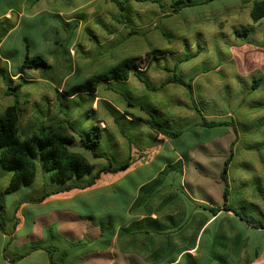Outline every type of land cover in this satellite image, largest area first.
Returning a JSON list of instances; mask_svg holds the SVG:
<instances>
[{"label":"rangeland","instance_id":"1","mask_svg":"<svg viewBox=\"0 0 264 264\" xmlns=\"http://www.w3.org/2000/svg\"><path fill=\"white\" fill-rule=\"evenodd\" d=\"M253 2L254 0L248 3L244 0H194L193 5L183 8L177 16H173L171 0H161L160 4L130 0L128 4L132 12H126L123 20L129 24L132 19L133 21L141 19L140 14L136 11L139 7L146 19L144 20V27L139 30L142 38L137 39L131 30L122 28L120 31L118 27L120 32L116 42L111 45L108 29L110 26L113 27L114 22L117 21L115 16L118 15L119 19L122 16L116 3L110 0H0V39L3 40L0 55L4 58L2 65L8 68V74L13 79L12 84L22 83L19 90V100L23 102L22 105L25 109L22 111L21 126L23 129L28 126L31 111L35 110L33 106L35 101L43 100L46 96L54 97L56 95L53 91H49V87H46L42 79L35 82L40 77L39 75L41 77L54 76L53 78L60 81L68 72L69 66H76L75 74L68 79L63 77L62 82L65 85H63L62 90H65L67 85L80 82L91 74L105 71L116 65L120 60L129 56L131 52L137 53L138 48H146L148 51L166 49L169 52L161 55L160 59L154 60L153 63L143 62V60L140 62L141 68L149 69L146 76L149 82L158 85L163 79L170 76L171 73L164 69L165 65L175 69L176 73L185 80L194 79L197 108L207 119L208 116L218 114L217 112L226 114L230 111L232 117H217L215 120L229 122H232V119L236 122L240 120L242 131L245 134L242 146L249 144L250 141L253 143L263 141L264 133H259L264 130V121H258L255 117L249 118L252 113L264 112V18L258 22L252 20L250 10ZM5 11H10L13 18H5L3 15ZM21 12L22 15H20ZM71 14L80 16L81 22L84 16L90 15L86 18L89 22L88 26L80 31L82 41L78 44L77 39H74L76 30L74 23L70 26L64 23V17L67 18ZM158 14H163V16L158 17ZM9 28V33L5 37L2 36ZM244 28L249 29L247 35H236V29ZM90 29L95 32L94 37L89 35L93 38L92 40L86 35ZM69 36L70 38H68ZM66 38L68 39L66 40ZM60 39L64 41L57 44V40ZM132 39L135 41H131ZM88 40H91L92 52H82L81 46L82 44L86 45ZM98 43H101L102 46H99ZM50 46L57 48L58 55L68 53L70 47L74 46L77 55H73L71 60L58 61L56 58L52 61L49 53ZM99 49L102 50V53L92 54ZM27 51L31 56L37 53L43 55L52 62V67L39 70H21V64ZM189 55L190 57H187ZM61 62H64V69L61 67L63 66ZM18 71H20L21 78L14 76ZM255 79H259V85L256 88L254 87ZM131 85L132 82H129L128 87L131 88ZM133 85L138 86V83L133 81ZM117 87L121 92H127L126 84H119ZM7 88V81L0 75V111L16 100L15 95L6 94ZM172 89L188 92L186 87L173 84L158 91H152L145 87L144 91L138 93V97L134 91L130 93L135 98H142V104L145 107L157 109L159 114L163 112L161 117L169 122L170 127L179 128L183 117H179L175 111L173 102L175 93L171 91ZM100 94L113 100L118 99L116 94L114 95L104 89H100ZM239 101L252 104H248L249 107H247ZM154 103L155 105H153ZM128 109L134 112L140 111L132 107H128ZM192 126L193 124L186 126L185 131L188 132L189 137L195 135ZM251 127L254 130H250ZM203 133L205 134V132ZM144 138L147 139L146 143H150L147 136ZM110 143L111 141L106 135L102 147L113 152L111 150L116 147H109ZM176 145H179V142H176ZM168 153L169 148H166L156 158L155 164L141 166L139 170L131 172L128 176H123L114 185L98 188L92 193L81 194L70 203V206L89 214L97 212L92 215L97 218L101 217V221L107 225L115 222V219L120 223V215H125L127 202L132 199L131 195L136 191V183L138 184L139 181H143L153 174L158 168L157 165L163 163L164 157L168 156ZM113 154L115 156V153ZM249 173L250 176L254 175L253 172L249 171ZM10 175L11 171L4 168L0 163V199L3 198L6 203L5 223L7 227L13 225L11 215L15 207L25 195L36 192L34 188L37 186V181L45 178L46 173L39 167L38 180L33 186H23L16 192L2 195V188ZM162 177L167 179L164 173ZM153 184L156 185L157 183ZM176 186L180 189L179 184ZM255 188L259 191L258 187ZM255 188H253L254 191H256ZM181 192L184 196V191L181 190ZM218 195L219 201L223 204L222 193ZM241 199L238 194L236 198H230V201L231 204H236L238 208L245 210L249 215L263 217L261 209H257L256 205L244 204ZM44 210L46 209L29 204L24 212L30 218L32 211L41 212ZM113 214L116 215L115 219L110 220L108 216ZM232 223L237 229L242 227L244 238L251 235L256 240V245L260 243L259 248L264 250V235L245 231L243 221L240 219L233 220ZM224 224L222 218L208 228L200 243L197 262L185 256L179 260V264H226L222 258L226 259L227 257V262H229L227 264H235L233 253L217 252L221 247H224L222 243L226 239L225 234L231 230L229 226ZM7 241L9 240L4 237L0 230L1 251ZM20 264L46 263L44 258H37L34 254Z\"/></svg>","mask_w":264,"mask_h":264},{"label":"crops","instance_id":"2","mask_svg":"<svg viewBox=\"0 0 264 264\" xmlns=\"http://www.w3.org/2000/svg\"><path fill=\"white\" fill-rule=\"evenodd\" d=\"M136 11L141 14V19L134 21L138 32H131L135 34V38L141 39L142 35H140L141 31L139 30L144 27V20L146 19L139 7H137ZM178 13H174L173 16H177ZM22 14L21 12L20 15ZM3 15L5 18H13L10 11H5ZM160 16H163V14H158V17ZM87 17H90V15L84 16L82 22L80 16H73L71 14L67 18L64 17V23L67 26L74 23V29L76 28L74 39H77V44L82 41L80 31L89 24L86 19ZM115 17L117 18V16ZM118 27L120 31L122 28L131 30L125 24L119 23L118 20L114 22L113 27L110 26L108 29L111 40L109 43L111 45L116 42V38L120 32ZM86 35L92 40L95 32L90 29V32L87 31ZM89 35H92V37ZM91 40H88L86 45L82 44V52H92ZM57 41L58 44L64 40L60 39ZM131 41L135 40L132 39ZM2 43L3 40L0 41V47ZM98 44L102 46L100 45L101 43ZM73 47H70L68 53L58 55L57 53L59 51H57V48L50 46L49 53L51 60L53 61L56 58L58 61L73 59V55H77V50ZM147 51L146 48H138L137 53L131 52L129 55L145 56ZM95 53L100 54L102 50H95L92 54ZM1 58L4 60L3 57ZM48 63L52 67L53 64L50 60H48ZM61 63V65L64 64V62ZM61 67L64 69V65ZM68 69V72L63 76L67 79L77 71L76 66H69ZM141 70L146 77L149 69L141 68ZM14 76L19 78L21 76L20 71L16 72ZM39 76L35 82H39L42 79L46 87H49V91H53L56 95L54 97L46 96L43 100L35 101L33 105L35 110L31 111V118L27 125L39 119H43L47 123L64 119L65 115L61 111L64 110L72 114L73 120L81 121L86 126H89L94 121L84 117L85 110L94 108L101 112L103 110V102H110L121 114L117 118L102 114L104 117L101 120V125L105 129L104 138L107 135L111 141L109 147H116L111 150L113 152L108 151L112 156L115 153L114 157L118 161L131 159L132 164L123 171L102 174L94 185L86 189L64 191L52 195L42 202L28 201L27 199L36 197L43 192L47 184L46 182L49 181L48 174L46 173L45 178L37 181V186L34 188L36 192L25 195L15 207L11 218L13 224L16 223V229L10 226L7 227V231L9 233L11 232L10 234L2 232L4 237L9 241L3 246L2 251L0 250V264H20L34 254H36L37 258H44L45 263L49 264L48 255L43 250L34 251L24 259L16 261L15 263H11L3 257L4 254L21 253L30 244L40 241L45 237L47 238V228L49 227H52L57 233L59 237L57 241L62 247L70 246L72 243H78V246H70L71 250L67 264H166L164 262H168L167 260L160 262V257L165 252H173L168 257L173 260L168 264L178 262L185 253H190L189 258L197 262L198 252L201 246L200 243L204 234L215 221L222 218L223 222H225L224 225L229 226L231 230L225 234L226 239L222 243L224 247H221V251L219 250L217 252L233 253L235 256L233 262L235 264H264V250L259 248L260 243L256 245V240L251 235L244 238L242 227L240 229L235 228L232 221L240 219L243 221L245 231H250L252 234L255 232L264 235V229L250 226L232 210L222 208L217 214H214L208 208L222 205L218 195L222 193L223 197L225 191L222 169L232 148L233 157L230 161L228 171V202L231 204L230 198H236L239 194L244 204L256 205L257 209H261L263 216L261 219H264V140L257 143L250 141L249 144L242 146L245 134L242 131V122L240 120L237 122L234 119H232V122L219 120L223 123L217 127H207L203 123L204 119L207 121H217L215 120L217 117H232L233 115L230 111L226 112V114L217 112L218 114L208 116L207 119L197 108L196 95V105H194L189 92L172 89L171 91L175 93L173 98L175 111L179 117L182 116L183 118H181V126L179 128H173L181 130L182 134L178 137L169 138L162 133H156L147 123L139 119L148 117L147 113L140 107H132L140 110L139 112H134L128 109L131 106H127L126 102L121 101L119 95L116 93L110 91L114 95H117L118 99L116 100L100 94V89H104L103 86L99 89L98 95L93 97V100H91L92 97L89 95H83L82 98L80 95H74L70 97L65 96V99L62 97L63 99L60 101L59 95L61 93L63 94L69 87L67 85L66 89L62 90L64 88L63 85H65L62 82L63 77L60 81H57L56 78H53L54 76H43L46 78L41 77V75ZM133 81H136L138 86H134ZM129 82H132L131 88L128 87ZM173 84L176 83H169L165 87L167 88ZM126 85L127 92L134 91L137 97L139 95L138 93L144 91L146 87L134 74L130 75ZM137 97L135 98V96L131 95L135 103L142 104V98ZM239 102L241 104L244 103L247 107H249L248 104H252L246 101ZM19 104L22 120V111L25 107L22 105L23 102L19 101ZM161 114L163 112L159 115ZM251 117H255L258 121L263 122L264 112L260 114L252 113L249 118ZM165 122L169 125L168 121ZM191 124H193L192 129L195 130V135L189 137L188 132L185 130L187 129L186 126ZM122 129H124V133ZM250 130L254 129L251 127ZM262 133H264V130L262 132L260 131L259 134ZM144 136L148 137L150 143L145 142L147 139ZM176 142H179V145H176ZM166 148H169V153L168 156L164 157L163 163L157 165V170L149 175L148 178L139 181L138 184L136 183V191L131 195L132 199L127 202L125 215H120V223L116 221L115 214L108 216L110 220L115 219V222L107 225L101 221V217L97 218L95 215H92L97 212L89 214L70 206V203L81 194L92 193L98 188H106L114 185L123 176H128L131 172L139 170L141 166L145 167L150 164H155L156 158ZM167 171H170V173L173 172L166 174L167 179L165 177L163 179L162 174L167 173ZM249 171L253 172L254 175L250 176ZM172 174H174L176 181H179L180 189H183L185 192L184 196L177 186H171L167 182ZM36 180H38V177ZM8 181L2 188V195L6 193L5 187ZM153 183L158 184L155 185ZM255 187H258L259 191ZM84 203L86 204V202ZM29 204H34L38 208L42 207V209L46 210L41 212L32 211V215L29 218L24 212L26 206ZM231 205L238 208L234 203ZM28 223L29 225L27 226ZM138 223H142L143 227L149 230L153 229L152 235L156 236V241L153 240L154 242H152L148 234H142L141 243L135 244L133 238L127 235L126 244H122L121 247V240L119 243L120 229L123 227L130 229ZM112 225L115 226L113 229ZM155 253H158L157 258L155 257Z\"/></svg>","mask_w":264,"mask_h":264},{"label":"trees","instance_id":"3","mask_svg":"<svg viewBox=\"0 0 264 264\" xmlns=\"http://www.w3.org/2000/svg\"><path fill=\"white\" fill-rule=\"evenodd\" d=\"M110 1L116 3L120 10L122 18L119 19L120 17L117 15L118 22L125 24L127 27L131 28L132 32L137 33L138 28L134 24L135 20L133 21L132 19L129 24L127 21L123 20L126 12H132L128 4L130 0ZM133 1L140 3H161V0ZM250 1L251 0H244L246 3ZM193 4L194 0H171V13H178L183 8ZM250 16L254 22H258L264 18V0H254L250 10ZM8 31L9 29L2 36H5ZM248 32V28L235 30V33L238 36L247 35ZM168 52L169 51L166 49H153L147 51L144 58L138 55H129L109 69L91 74L84 78V80L71 84L63 94L61 93L59 95V100L62 101V97L65 99V96L70 97L74 95H80L81 98L83 95H89L92 97L91 100H93V97L98 95L99 89L103 86L105 90L112 91L119 95L120 100L126 102L127 106H138L144 110L148 117L145 119H139L147 123L156 133H162L169 138L178 137L182 134V131L171 128L162 119L157 110L149 109L141 103H135L131 98L130 92H121L117 87L119 84L125 85L131 74H134L149 90L152 91L161 90L169 83H176L187 88L194 105H196L193 79H190L189 81L185 80L182 76L176 73L175 69L166 65L164 66V69L171 74L159 85L149 82L143 74L140 65L142 60L143 62L149 61V63H153L154 60L160 59L161 55ZM187 57H190V55ZM50 67L51 65L43 55L37 54L31 56L27 51L21 65V70H39ZM0 75L7 81L8 88L6 94L16 96L14 103L7 105L2 111H0V163L4 168L11 171V177L5 187L6 193L16 192L23 186L26 187L33 185L38 177L39 167L43 169V172L48 174L49 181L46 182L47 184L41 194L27 199L31 202H42L46 198L64 191L86 189L94 185L102 174L117 173L131 166V159L118 161V159L112 156L106 148L102 147L103 139H105V129L101 125L102 118L105 115L117 118L121 114L120 111L112 106L110 102H103V110L101 112L94 108L85 110L84 117L94 121L89 126H86V124L81 121L73 120L71 113L61 110L65 115L64 119L51 123L39 119L23 129L21 126L19 104V90L22 87V83L19 82L15 85L12 84L13 79L8 74V68L2 65L1 55ZM21 77L22 76H20V78ZM258 81L259 79H255L254 81L255 88L259 85ZM102 114H104V116ZM203 123L207 127H217L221 126L223 122L213 120L207 121L204 119ZM122 131L124 133V129H122ZM232 157L233 150L231 148V153L225 160L222 169V178L225 181L223 204L208 208L214 214H217L222 208L232 210L239 216V218L246 221L250 226L264 229V219L249 215L245 210L236 208L228 202V171ZM103 161L104 163H102ZM171 173L170 171H167L165 174ZM169 183L174 187L179 184V181H176L174 174L170 176ZM181 190L183 191V189ZM1 199L0 230L3 233L8 234L9 232L7 231V225L5 223L6 203ZM12 228L16 229V223L12 225ZM113 228L114 227H112V229ZM153 231V229L149 230L146 227H143L142 223H138L130 229L123 227L119 231V243L121 240L120 245L122 247V244H126L127 235H130L135 244H140L142 234H148L151 241L154 242L156 241V236L152 235ZM57 239H59L57 233L52 227H49L47 228V238L45 237L40 241L30 244L27 249L21 253L14 252L12 254H4L3 257L7 261L15 263L16 261L24 259L34 251L43 250L48 255L49 264H67L70 256V246H78V243H72L70 246L62 247ZM172 254L173 252H165V254L160 257V262L167 260L168 262L164 263H170L173 259H169L168 257ZM189 254L190 253H185L183 257H189ZM155 257H158V253H155ZM182 258L179 260H182ZM222 259L226 264L229 263L227 262L228 257ZM179 263L180 261L174 264Z\"/></svg>","mask_w":264,"mask_h":264}]
</instances>
